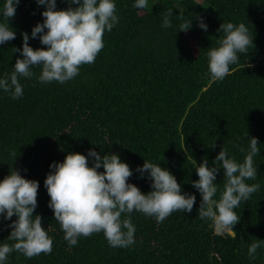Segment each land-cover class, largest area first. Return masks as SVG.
Listing matches in <instances>:
<instances>
[{
  "label": "trees",
  "instance_id": "1",
  "mask_svg": "<svg viewBox=\"0 0 264 264\" xmlns=\"http://www.w3.org/2000/svg\"><path fill=\"white\" fill-rule=\"evenodd\" d=\"M114 2L119 22L105 31L95 62L80 66L76 77L63 84L40 83L42 69L34 67L31 78H20V98L0 89V181L12 168L39 181L34 215L42 217L53 239L51 254L27 258L13 251L5 264H264V244L255 259L248 256L250 243L264 240V0H148L142 10L133 6L136 0ZM4 3L0 0V10ZM78 6L57 0L56 10ZM170 8L172 27L164 28ZM46 9L36 0H20L9 20L16 38L0 45V78L22 58L13 48L22 50L23 33L34 49L46 48L39 35L31 36ZM200 18L207 31L199 26ZM185 21H192L186 32L180 29ZM226 22L244 23L254 43L238 53L230 75L214 80L207 52L219 46L224 33L218 30ZM253 136L259 141L258 171L247 183L260 187L235 209L240 222L232 239L218 235L211 220L199 218L202 196L192 181L199 179L195 167L205 159L209 167H220L214 161L223 146L230 158L243 162ZM90 150L119 154L133 171L128 182L145 194L153 190L152 181L148 172L142 177L136 169L146 160L160 164L176 177L182 192L196 196L192 212L175 211L158 223L133 211L132 245L112 247L100 232L69 246L44 182L54 171L53 162H63L71 152L87 156ZM94 162L89 157L90 167ZM223 180L221 168L215 199ZM16 219L0 217V243H14L7 240L8 225Z\"/></svg>",
  "mask_w": 264,
  "mask_h": 264
},
{
  "label": "clouds",
  "instance_id": "2",
  "mask_svg": "<svg viewBox=\"0 0 264 264\" xmlns=\"http://www.w3.org/2000/svg\"><path fill=\"white\" fill-rule=\"evenodd\" d=\"M36 2L46 5L47 9L42 13L45 18L43 23L32 29L31 36L37 38L39 35L41 44L46 48L34 49L29 45L28 33H23L22 50L13 48L14 52H21L22 58L16 60L10 75L6 73L0 78V89L9 92L12 99L23 95L20 78H31L34 67L42 69L40 83L58 81L63 84L76 77L80 66L95 62L104 47L105 31L111 32L119 22L114 0H69L70 4L79 6L66 10H56L57 0ZM19 3L20 0H5L0 10L4 21L0 22V45L16 38L9 20L15 17ZM133 6L145 9L148 0H136ZM172 14L173 9H168L162 27H172L169 19ZM199 26L207 31L208 26L202 18ZM191 27L192 21L180 25L181 31L185 32ZM218 31L224 36L217 41L218 47L207 52L208 69L212 79L223 80L230 75V65L238 63V53L247 52L254 43V37L244 23H222ZM258 145V138L250 137L243 162L230 158L223 146L214 161L220 167H209L207 159L195 167L199 179L192 184L202 196L199 218L211 220L218 235L237 238L235 225L240 222V216L235 209L259 190V184L247 183L257 176L254 157L260 153ZM89 157L94 158V166H89ZM50 167L54 171L47 175L44 182L51 198L49 207L53 209L69 246L77 245L81 236L90 237L103 232L110 246L128 247L135 242V227L130 217L133 211L155 217L160 223L175 211L191 213L196 203V196L182 192L181 185L169 170L147 160L136 169L142 177L145 172L149 173L153 190L147 194L128 182L133 171L128 163L122 162L119 154L101 155L90 150L86 156L71 152L63 162H53ZM101 168L104 171H98ZM221 168L224 170L223 191L219 199H215L218 192L215 181ZM39 187V181L26 179L15 168L0 181V217L7 220L17 217L8 225L12 231L7 240L14 243H0V264H5L13 251L27 258L41 253L51 254L53 239L42 227V217L34 215ZM122 214H126L127 218L122 219ZM262 244L264 240L260 239L250 243V259L256 258L257 249Z\"/></svg>",
  "mask_w": 264,
  "mask_h": 264
},
{
  "label": "rangeland",
  "instance_id": "3",
  "mask_svg": "<svg viewBox=\"0 0 264 264\" xmlns=\"http://www.w3.org/2000/svg\"><path fill=\"white\" fill-rule=\"evenodd\" d=\"M198 1H202V0H198ZM190 41L193 42L192 38H190Z\"/></svg>",
  "mask_w": 264,
  "mask_h": 264
}]
</instances>
